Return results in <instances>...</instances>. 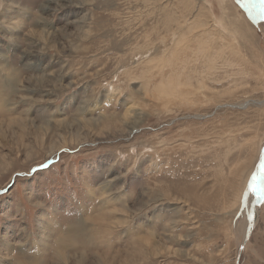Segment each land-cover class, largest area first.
<instances>
[{
  "label": "rangeland",
  "instance_id": "rangeland-1",
  "mask_svg": "<svg viewBox=\"0 0 264 264\" xmlns=\"http://www.w3.org/2000/svg\"><path fill=\"white\" fill-rule=\"evenodd\" d=\"M258 2L0 0V264H264Z\"/></svg>",
  "mask_w": 264,
  "mask_h": 264
},
{
  "label": "bare ground",
  "instance_id": "bare-ground-1",
  "mask_svg": "<svg viewBox=\"0 0 264 264\" xmlns=\"http://www.w3.org/2000/svg\"><path fill=\"white\" fill-rule=\"evenodd\" d=\"M259 2H260V9H262L263 11H264V0H259ZM258 2V3H259ZM199 26V25H198ZM195 28H197V27H195ZM190 33V32H189ZM215 50V49H214ZM229 52V51H228ZM165 60V59H164ZM217 69V68H216ZM160 72V71H159ZM192 72V71H191ZM206 72V71H205ZM199 73V72H198ZM203 74V73H202ZM146 78V77H145ZM182 78V77H181ZM221 81V80H220ZM170 87V86H169ZM176 88V87H175ZM164 90V89H163ZM172 90V89H171ZM166 92V91H165ZM219 148V147H218ZM228 148V147H227ZM262 154H261V159H260V163L259 164H261V162H262V158H264V153L263 152H261ZM259 167V166H258ZM257 170L259 171L260 170V168H257ZM262 170V169H261ZM258 171H256V172H258ZM255 172V173H256ZM262 175V174H261ZM261 175H259V176H261ZM264 178V177H263ZM260 181L261 180H259V177L257 176V174H256V176L254 175L253 177H252V179H251V181H250V185H249V190H250V195L247 197V202H246V204L247 205H245V208H244V211L245 212H248V209H247V207H248V203L250 202V201H252V204H253V206H255V208H258V202L260 203V194H261V186H263L264 185V183H260ZM243 182V181H242ZM248 191V190H247ZM246 199V198H245ZM251 211H252V213H250V215H251V218H252V220H250L249 222H251L250 224H247V228H246V230H243L244 231V234H243V240L246 242V236H248V233H249V231L252 229V227H253V222H254V220H255V218H256V211H254V209L252 208L251 209ZM243 242V241H242ZM37 262V261H36ZM33 263V262H32ZM28 264V263H27ZM34 264V263H33ZM36 264V263H35Z\"/></svg>",
  "mask_w": 264,
  "mask_h": 264
},
{
  "label": "snow or ice",
  "instance_id": "snow-or-ice-1",
  "mask_svg": "<svg viewBox=\"0 0 264 264\" xmlns=\"http://www.w3.org/2000/svg\"><path fill=\"white\" fill-rule=\"evenodd\" d=\"M45 165H40V167H44ZM262 167H264V160H262ZM33 171H35V169H33ZM17 175H20V174H17ZM10 190V189H9Z\"/></svg>",
  "mask_w": 264,
  "mask_h": 264
},
{
  "label": "water",
  "instance_id": "water-1",
  "mask_svg": "<svg viewBox=\"0 0 264 264\" xmlns=\"http://www.w3.org/2000/svg\"><path fill=\"white\" fill-rule=\"evenodd\" d=\"M249 234V233H248Z\"/></svg>",
  "mask_w": 264,
  "mask_h": 264
}]
</instances>
